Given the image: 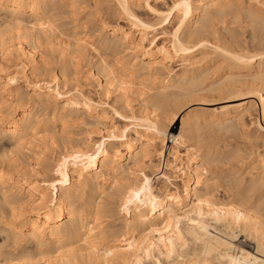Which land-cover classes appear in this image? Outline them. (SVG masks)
<instances>
[{
  "label": "snow or ice",
  "instance_id": "obj_1",
  "mask_svg": "<svg viewBox=\"0 0 264 264\" xmlns=\"http://www.w3.org/2000/svg\"><path fill=\"white\" fill-rule=\"evenodd\" d=\"M0 264H264V0H0Z\"/></svg>",
  "mask_w": 264,
  "mask_h": 264
}]
</instances>
